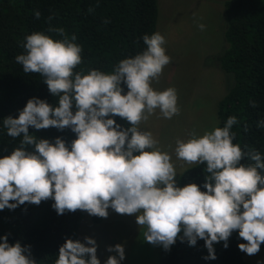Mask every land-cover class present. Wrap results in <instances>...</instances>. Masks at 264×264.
I'll use <instances>...</instances> for the list:
<instances>
[{
  "label": "clouds",
  "instance_id": "clouds-1",
  "mask_svg": "<svg viewBox=\"0 0 264 264\" xmlns=\"http://www.w3.org/2000/svg\"><path fill=\"white\" fill-rule=\"evenodd\" d=\"M35 16L39 19L40 13ZM198 27L204 30L205 25ZM47 31L63 38L32 33L25 37V54L15 59L24 73L44 77L50 94L59 97L58 106L32 98L18 118L3 120L9 137L23 136L18 148L0 158V211L48 199L54 200L58 215L81 210L107 218L112 209L120 215H135L137 225L145 229V241L165 250L182 232L181 242L186 239L195 246L198 239L204 240L205 259L215 260L213 245L223 241L227 248L235 231L246 241L238 245L239 250L257 254L264 244V155L254 149L245 152L233 143L231 129L237 118L229 117L223 127L202 136L192 133L187 142H176L177 160L206 164V191L196 184L177 187L172 157L157 147L151 132L140 130V124L157 109L166 119L180 111L174 88L157 91L152 87L171 62L164 36L159 32L144 35L145 49L121 60L111 73L82 74L74 71L82 63L76 37H69L62 28ZM109 117H119L130 127L121 128ZM30 126L69 128L77 138L70 148L60 138L54 144L37 140L29 135ZM258 126H264V121ZM28 145L34 146V152L25 150ZM246 159L251 163H242ZM0 241V264H36L30 246L10 245L7 236ZM107 251L116 255L105 264L125 259L121 244ZM55 264H101L96 241L68 239L59 248Z\"/></svg>",
  "mask_w": 264,
  "mask_h": 264
},
{
  "label": "trees",
  "instance_id": "trees-1",
  "mask_svg": "<svg viewBox=\"0 0 264 264\" xmlns=\"http://www.w3.org/2000/svg\"><path fill=\"white\" fill-rule=\"evenodd\" d=\"M222 7L224 47L215 62L228 77L229 85L217 104L216 128L235 116L233 143L245 152L254 149L264 155V126H258L264 121V0H225ZM36 12L40 13L39 19ZM157 17V0H0V158L18 148L23 136L9 137L3 127L5 118H18L32 98L58 106L59 97L50 94L44 77L24 73L16 62V56L25 54L26 36L41 32L60 40L62 36L47 30L62 28L69 37H76L75 43L82 49V63L74 71L111 73L121 60L145 49L142 38L156 33ZM109 118L121 128L130 127L119 117ZM29 135L53 144L60 138L69 148L77 138L71 129L61 131L55 127L36 130L30 126ZM25 150L34 152V146H25ZM205 169L206 164H196L184 171L179 187L196 184L206 191L203 185L209 174ZM53 204L54 200L48 199L39 205L26 202L14 210L0 211V237L7 236L10 245L19 242L22 247L30 246L36 264H55L59 248L68 239L80 241L77 231L87 212L58 215ZM91 220L99 222L95 216ZM181 237L182 232L168 250L162 246L155 264H247L245 253L238 248L246 241L239 238L238 232L232 233L227 248L223 241L213 245L215 260L205 259L208 251L204 240L198 239L195 246H190L186 239L181 242ZM260 248L264 251V244Z\"/></svg>",
  "mask_w": 264,
  "mask_h": 264
},
{
  "label": "rangeland",
  "instance_id": "rangeland-1",
  "mask_svg": "<svg viewBox=\"0 0 264 264\" xmlns=\"http://www.w3.org/2000/svg\"><path fill=\"white\" fill-rule=\"evenodd\" d=\"M224 1L157 0L156 33L164 36L166 55L171 62L164 67L158 81L152 82V87L157 91L174 88L180 111L166 119L157 109L139 127L141 131L151 132L158 141L157 147L172 157L177 187L180 175L196 165L177 160V140L187 142L192 133L202 136L216 128L217 104L229 85L228 77L215 62L224 47ZM199 24L205 25L204 30H200ZM108 212L107 218L98 217V223H93L92 216L85 214L77 231L80 242L83 243L85 237L96 241L101 264L116 255L107 249L117 244L123 245L125 250V259L120 264H155L162 246L145 241V229L137 225L136 216L120 215L112 209ZM244 260L247 264H264V251L260 248L252 256L245 253Z\"/></svg>",
  "mask_w": 264,
  "mask_h": 264
}]
</instances>
